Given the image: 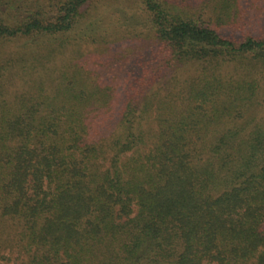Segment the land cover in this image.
<instances>
[{
  "label": "trees",
  "instance_id": "16d2710c",
  "mask_svg": "<svg viewBox=\"0 0 264 264\" xmlns=\"http://www.w3.org/2000/svg\"><path fill=\"white\" fill-rule=\"evenodd\" d=\"M98 1L157 50L121 90L69 57ZM180 1L0 0V264H264L263 6Z\"/></svg>",
  "mask_w": 264,
  "mask_h": 264
},
{
  "label": "rangeland",
  "instance_id": "374dc122",
  "mask_svg": "<svg viewBox=\"0 0 264 264\" xmlns=\"http://www.w3.org/2000/svg\"><path fill=\"white\" fill-rule=\"evenodd\" d=\"M208 1L209 0H181L180 2L191 11H197L202 8V18L206 19L209 14V10L206 9ZM244 1L246 4L256 3V5L263 6L262 14H264V0H243V2ZM109 4L111 8L103 13L101 8ZM107 5L98 1V4L95 5L97 9L93 13L97 20L93 26V28L97 27L96 32L101 31L100 33L103 32L104 34V32H108L109 30L110 35L106 37L105 43L98 45L90 41L89 43H82L80 46L76 45L71 48L72 50L70 51H72V54H70L69 57L70 60L72 59L73 61H82L83 66H85L86 70L90 73L92 79H98L104 85L115 86L118 90H121L123 86L125 87L126 85L128 86L134 83L142 73L145 74L146 70H144L142 64L147 60H150L148 64H153L152 60L157 50L147 43L150 35L144 29L145 26L141 23L142 21L134 22V18H131L133 16H138L136 4L127 2L126 4H122L125 6L124 8V6L119 5L117 1H110ZM118 6H121L123 9L118 8ZM92 7V5L89 6L87 13L90 14L92 12ZM252 17L253 16L249 14L248 18L252 20ZM248 18L246 17V19ZM130 27H136L137 31L133 33ZM87 28L88 27H86V30H88ZM247 28L250 30V26H247ZM242 31H244V29L241 30L240 33L236 30L229 32L233 33V36H238L244 34ZM10 45H12V43L8 46ZM0 53H2V42H0ZM0 60H2L1 56ZM146 68H148V65H146ZM199 69L200 66L196 63L186 64L184 67L176 70L175 73L172 72L166 78H161L156 81L149 93L154 92L161 84L169 81V78H173V81L175 80V83L171 85L173 88H177L178 82L197 76ZM221 70L224 74L228 72V69L224 66H222ZM0 75V84L2 85L1 72ZM248 117H252L254 121L260 122L264 118V109H251L248 112ZM0 252H2V250H0Z\"/></svg>",
  "mask_w": 264,
  "mask_h": 264
}]
</instances>
